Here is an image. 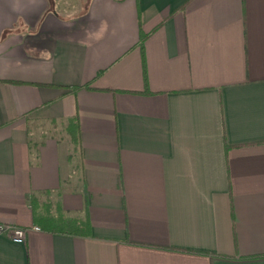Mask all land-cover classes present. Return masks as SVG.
<instances>
[{
	"label": "crops",
	"instance_id": "1",
	"mask_svg": "<svg viewBox=\"0 0 264 264\" xmlns=\"http://www.w3.org/2000/svg\"><path fill=\"white\" fill-rule=\"evenodd\" d=\"M2 223L0 264H264V0H0Z\"/></svg>",
	"mask_w": 264,
	"mask_h": 264
},
{
	"label": "built area",
	"instance_id": "2",
	"mask_svg": "<svg viewBox=\"0 0 264 264\" xmlns=\"http://www.w3.org/2000/svg\"><path fill=\"white\" fill-rule=\"evenodd\" d=\"M30 230L39 231L41 228L39 226L21 227L5 223L0 224V236L8 235L15 240H25Z\"/></svg>",
	"mask_w": 264,
	"mask_h": 264
},
{
	"label": "trees",
	"instance_id": "3",
	"mask_svg": "<svg viewBox=\"0 0 264 264\" xmlns=\"http://www.w3.org/2000/svg\"><path fill=\"white\" fill-rule=\"evenodd\" d=\"M74 137V140H75V142H77L78 143V140H79V137H78V135L76 136H73Z\"/></svg>",
	"mask_w": 264,
	"mask_h": 264
}]
</instances>
